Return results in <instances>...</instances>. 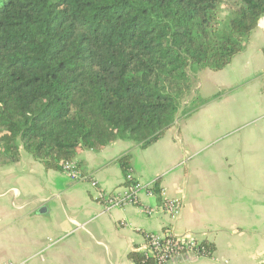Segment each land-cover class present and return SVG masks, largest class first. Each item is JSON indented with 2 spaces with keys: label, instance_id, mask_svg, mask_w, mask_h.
Listing matches in <instances>:
<instances>
[{
  "label": "trees",
  "instance_id": "trees-1",
  "mask_svg": "<svg viewBox=\"0 0 264 264\" xmlns=\"http://www.w3.org/2000/svg\"><path fill=\"white\" fill-rule=\"evenodd\" d=\"M263 16L264 0H0V163L24 151L62 171L117 140L147 148L216 97L189 101L190 68H226Z\"/></svg>",
  "mask_w": 264,
  "mask_h": 264
},
{
  "label": "crops",
  "instance_id": "crops-1",
  "mask_svg": "<svg viewBox=\"0 0 264 264\" xmlns=\"http://www.w3.org/2000/svg\"><path fill=\"white\" fill-rule=\"evenodd\" d=\"M200 71L211 86L199 98L216 97L147 148L117 140L80 151L76 161L89 179L46 170L24 151L18 162L0 163V264H137L130 253H149L146 235L168 231L216 250L167 264H264V27L226 68ZM193 78L190 102L202 87ZM129 152L133 175L158 191L141 190L137 204L105 211L99 191H124L116 161ZM161 188L183 199L175 221L162 208Z\"/></svg>",
  "mask_w": 264,
  "mask_h": 264
},
{
  "label": "built area",
  "instance_id": "built-area-1",
  "mask_svg": "<svg viewBox=\"0 0 264 264\" xmlns=\"http://www.w3.org/2000/svg\"><path fill=\"white\" fill-rule=\"evenodd\" d=\"M259 26L264 27V16L259 22ZM62 171L73 181L89 179L83 174L76 161H68L63 165ZM132 174L127 176V180H132ZM93 186H97V181L91 180ZM156 182L143 184L139 179H135L130 186L124 188L122 193H106L99 191L98 199L103 204L104 210L108 211L114 207H125L129 204L139 202V193L146 190L149 194H154ZM159 194L162 197V208L175 221L182 214L184 202L182 198H168L165 190L161 188ZM148 215L155 213L154 209L146 210ZM149 246V253L146 257L154 258L158 264H167L173 258L184 253H193L201 258L209 257V250L202 241L193 236L177 235L173 231L166 233H148L146 235ZM2 264H26V262L6 261Z\"/></svg>",
  "mask_w": 264,
  "mask_h": 264
},
{
  "label": "rangeland",
  "instance_id": "rangeland-1",
  "mask_svg": "<svg viewBox=\"0 0 264 264\" xmlns=\"http://www.w3.org/2000/svg\"><path fill=\"white\" fill-rule=\"evenodd\" d=\"M198 68L199 67H197V66L190 68V71L192 72V74L194 76L197 75V78H195L196 84L198 86H199V84L202 85L201 88H200V86L198 87L197 92H199V94H198L199 96L197 95L196 97H194V99H196V98L199 99V97H203L204 93H206V88L211 86L207 73H204V72L201 73V71Z\"/></svg>",
  "mask_w": 264,
  "mask_h": 264
}]
</instances>
